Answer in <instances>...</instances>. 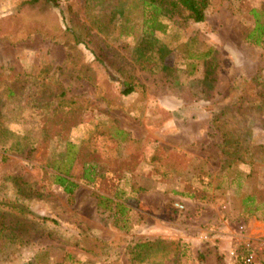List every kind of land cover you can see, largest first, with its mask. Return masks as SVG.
I'll list each match as a JSON object with an SVG mask.
<instances>
[{"label":"rangeland","instance_id":"1","mask_svg":"<svg viewBox=\"0 0 264 264\" xmlns=\"http://www.w3.org/2000/svg\"><path fill=\"white\" fill-rule=\"evenodd\" d=\"M23 1L0 0V264H264V0L165 18L144 56L93 24L118 0Z\"/></svg>","mask_w":264,"mask_h":264},{"label":"trees","instance_id":"2","mask_svg":"<svg viewBox=\"0 0 264 264\" xmlns=\"http://www.w3.org/2000/svg\"><path fill=\"white\" fill-rule=\"evenodd\" d=\"M41 0H24L22 4H35ZM52 2L55 6H58L57 0H45ZM210 0H118L117 5L113 9L109 10V13H104L93 16V24L98 26V29L103 32H109L110 26L119 25V30L125 35L133 34L137 39L136 53L144 56L146 49L150 47V41L147 37L153 36L156 32H165L167 24L164 19L177 15L183 17L186 20H192L195 22H201L205 18V10L209 6ZM63 9H59L60 14L63 13ZM254 17L255 25L251 32L248 33L249 38H252L255 43H259L264 38V10L251 9ZM64 14V13H63ZM64 19V16H62ZM68 31L73 36L75 43H82L89 46V40L87 39V33L83 30L77 31L74 27H68ZM149 39V38H148ZM95 54V58L102 62L100 53L96 52L95 49L90 47ZM152 49L151 47L149 50ZM163 52V45L160 47ZM209 51L205 52L207 55ZM143 54V55H142ZM125 88L123 89L124 94H129L134 90V85L125 81L123 83ZM12 94V91L8 90V95ZM0 107H2L0 105ZM1 115V110H0ZM233 128V127H232ZM8 129L0 122V136L6 133ZM235 142L236 141H232ZM11 148L13 147L10 146ZM14 148V147H13ZM70 149L67 148L66 157L68 163L72 162L73 157L71 156ZM88 170H83V176L89 177ZM54 181L63 191L67 194H72L74 189L77 187V183L73 181L69 175V169L63 167L57 169L54 173ZM111 201L103 196L99 197L98 205L105 206L106 202ZM4 206L12 204L11 201H2ZM120 208L123 207L122 203H117ZM11 208H17L12 206ZM21 212H28L27 208H19ZM42 220H46L45 217H41Z\"/></svg>","mask_w":264,"mask_h":264},{"label":"built area","instance_id":"3","mask_svg":"<svg viewBox=\"0 0 264 264\" xmlns=\"http://www.w3.org/2000/svg\"><path fill=\"white\" fill-rule=\"evenodd\" d=\"M182 207V206H181ZM246 246H248V244H245ZM237 247L238 245L234 246L231 250H230V258L232 260V258H235L238 256V252H237ZM252 254H247L246 256L243 257L242 259V264H251L252 262ZM233 261V260H232Z\"/></svg>","mask_w":264,"mask_h":264}]
</instances>
